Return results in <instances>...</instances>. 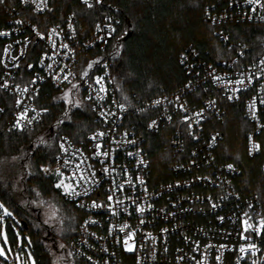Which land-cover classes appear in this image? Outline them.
Masks as SVG:
<instances>
[{
  "label": "built area",
  "instance_id": "obj_1",
  "mask_svg": "<svg viewBox=\"0 0 264 264\" xmlns=\"http://www.w3.org/2000/svg\"><path fill=\"white\" fill-rule=\"evenodd\" d=\"M5 2L9 5L8 15L0 25V31H7L10 35L0 37V60L8 64V69H4L3 65L0 64V83L3 82L4 78H7L4 77L5 71H9L12 78L9 79L11 87L8 90L0 89V109H3L0 111V115H2L0 116V133L10 132L9 129L12 128L17 112L15 109L17 97L21 99L22 106L29 109L35 107L40 110L44 107L43 104L51 92L57 93V96L60 97L62 92L70 87L67 82H64L58 88L49 74L40 66L38 58L44 55V51H47L48 55L59 53L55 56L59 64L53 65L56 72L59 71L60 67L67 65L66 71L71 70L74 73H79L86 67V61L103 58L101 63H108V71L113 78L106 84L108 98L102 107L105 111L116 112L117 115L111 117L109 123H103L98 116L99 107H97V112H93L91 107L95 105H92L91 101L85 100L84 104L88 105L94 125L87 132L85 138L78 143L73 141L69 134L63 133L72 142L73 147L81 149L85 156H90L93 142L88 138L97 130L108 132L109 129H112L109 134L114 140L135 139L136 141L135 145L122 143L114 156L117 173L121 168L125 169L132 176L135 185L132 187L125 183L124 192H117L116 195L121 198H135L136 203L146 209L142 217L135 212V205L130 200L125 201L128 211L124 212V205H121L118 209L120 214L116 217L105 213L103 209L94 210L88 207H79L80 203L90 205L91 199L98 198V202L106 200L105 193L109 188L107 177H104V183L101 186L90 193L91 199L89 197L69 199L62 196L66 202L73 205L81 213L76 235L69 244V251L83 252L84 255L72 257L74 264H92L87 260V256H91L93 261L98 262V264H137L138 260L140 264H195L193 257L197 260L206 258V264H217L216 256L220 253H222V264H237L241 256L243 259H239V264H252L253 260L257 264H264V237H255L246 242L238 235L243 231L242 221L244 219L251 217V222L256 223L263 216L262 204L257 195H243L236 189L234 182L240 175L239 168L234 165V170H229L227 165L230 163L218 161L215 150L223 135L220 131L210 130L208 120L210 117L219 118L222 116L221 101L240 103L244 118L251 125V130L247 133L245 140L246 152L249 157H255L259 154L260 150L249 154L251 142L247 136L252 135L253 140L259 144L258 135L261 132L257 130V121L252 120L249 115L247 103L253 95H257L259 84L264 83V81L254 84L253 87L257 91L238 93L239 100L229 101L226 99L225 91L212 81L209 73L214 69L218 75L226 74L235 79L241 71L252 70L254 72V65H259L260 60L264 59V55L248 63L245 45L240 42H233L223 29H218L216 31L217 39L230 52L228 56L205 59L195 47L188 45L179 57V63L187 75L184 83L174 91L127 106L128 111L121 113L112 103L113 100L121 103L117 97L113 64L108 51V44L113 39L114 34L107 37L106 42L99 40L97 37L104 35V33H97L95 26H93L92 33L91 29L82 27L74 12L66 13L59 22L49 24L44 30H41L28 17L20 16V12L26 10L30 14L43 15L48 13L47 10L44 12L36 11L35 4L31 3V0L29 4H24L21 0H5ZM36 2L38 3L39 0ZM47 4L50 7V0H47ZM97 7L100 11H94L95 23H101L103 27L104 24L109 23L104 18L110 16L113 26H115L117 17L106 10L103 3ZM251 8L252 6L248 5L245 0L230 1L219 12H211L206 9L205 20L217 26H222L227 21L254 25L263 24L264 10L257 9L256 12H252ZM16 20H22L23 23L16 24ZM33 25L42 33L59 26L57 29L59 35L54 37L57 45L55 49H52L46 41H40L39 48L34 47L31 43H25L36 38L35 32L32 31ZM106 31L107 29H105ZM225 37L228 39L226 40ZM16 41L21 43H16ZM62 43L68 44L74 52L69 53L68 49L60 47ZM9 44L12 45V48L9 54L5 56L3 49ZM22 49L23 55H21ZM241 52L244 55H240ZM13 56L20 58L19 69L12 67ZM185 56L187 60L181 64V58ZM233 61L238 63V67L233 65ZM45 63H51V61L46 60ZM26 64H33L34 69H26ZM37 73L44 76L45 79L30 85V88L40 89L39 96L31 99L28 95L19 96L15 90V84L20 83L23 87L25 83L34 79ZM95 74L103 75L104 70L101 68ZM189 84L190 87H186ZM85 89L86 85L80 89V96L77 98L87 96ZM177 97H179V101H177ZM155 100H161L162 104L153 106ZM210 100L216 101L215 106H208L207 102ZM180 104H185L188 111H182ZM257 105L260 109L258 112L259 122L264 123V105L259 104L258 98ZM141 109L147 111H141ZM201 110H203V117L200 122L196 123L193 119L190 121L192 127L189 129L184 123V118L186 116L194 117V114ZM144 113L143 119L137 121L134 119ZM30 115H34V113H30ZM169 116L172 117L171 120L168 119ZM42 120L39 123L34 122L26 131L37 127ZM152 120H156L157 125L154 128H148V124ZM125 132L128 133L126 138L123 136ZM159 132H161L160 135H158ZM189 132L192 134L190 135ZM154 134L158 135L157 141L164 142L165 154L162 157L164 162L168 164L167 173L163 177L157 178L152 173V162L146 149L148 136ZM213 137H215V141H213ZM109 147L115 149L117 145L104 144L105 150ZM71 151L72 149L69 148V152ZM128 152L135 153V155L128 156ZM140 160H143L144 163H139ZM88 162L95 164L98 175H102L100 174L101 166L99 163L92 160ZM48 165L56 166L54 162L45 164V166ZM66 174H68L67 171ZM41 175L45 177L43 173ZM114 175L117 183H122L127 179L122 174L114 173ZM136 177L142 178L145 184L140 185ZM45 178H51L54 182L56 179L54 176ZM145 188L147 189L146 192ZM213 203L217 205L215 209L212 208ZM149 204L152 205L151 208H148ZM245 213H248L249 217H246ZM220 217H223V220L219 219ZM140 218L145 221L144 224L139 223ZM90 219L96 220L98 223L90 224L85 230L82 226L85 221ZM124 223L130 225L126 231L138 229L135 237V251L128 252L123 247L124 233H118V228ZM112 225H115V229L110 235L107 229ZM162 229H168V231L164 232ZM89 233H95V235L92 236ZM148 233H151L150 237L147 235ZM85 240L87 243L82 242ZM247 243H255L258 246L255 256L251 252L239 253L240 245L246 246ZM209 244L213 247L206 250V246ZM222 244L226 245L227 248L220 249L219 246ZM197 246L199 247L197 248ZM104 248L107 249V252L101 250ZM22 261L25 260L20 259V263L23 264ZM0 264H3L1 260Z\"/></svg>",
  "mask_w": 264,
  "mask_h": 264
},
{
  "label": "trees",
  "instance_id": "obj_2",
  "mask_svg": "<svg viewBox=\"0 0 264 264\" xmlns=\"http://www.w3.org/2000/svg\"><path fill=\"white\" fill-rule=\"evenodd\" d=\"M230 1L234 0H104V8L113 13L119 21V24L115 25L117 32L108 44L119 101L129 107L136 102H143L177 89L187 77L179 63V57L188 45L195 47L205 59L228 56L230 52L217 39L218 29H223L233 42L245 45L248 63L264 55V23L254 25L227 21L222 26H217L205 20L206 9L219 12ZM8 7L7 2L0 4V25L8 15ZM50 8L52 11L43 15H34L23 10L20 16L28 17L33 24L44 30L47 25L59 22L66 13L74 12L80 25L91 29L92 33L95 13L86 10L80 0H50ZM117 52L119 55H116ZM122 70L129 74L126 79ZM124 96L128 97V101L124 100ZM58 97L57 93L49 94L43 106L51 108V114L44 116L42 122L34 129L25 133H0V159L17 155L22 147L30 148L33 138L39 132L56 123L57 118L62 116V108L65 107ZM220 105L223 109L222 116L208 119L209 129L220 131L223 135L215 150L216 157L222 163H230L239 168L240 175L234 182L236 189L243 195H257L264 216V133L258 135L259 144L262 146L259 154L249 157L245 140L251 125L244 118L241 104L223 100ZM72 112V120L63 127L62 134H69L72 140L78 143L85 138L94 124L88 105L84 104L81 109L73 108ZM144 117L145 113L134 119L137 121ZM160 134L161 132L158 135ZM158 135H149L146 143L152 162V173L156 178L163 177L168 168L162 157L165 154L164 142L157 141ZM48 151H57V144L54 143L52 150L45 148V152ZM33 152L36 159L31 161L32 170L37 174L32 177L33 185L44 194L54 195L69 213V217L75 218L71 221V227L75 231H72L70 236V244L76 235L81 213L52 187L53 179L45 178L39 172L41 164H51L52 161L43 157V154L35 153L34 149ZM7 192L10 193L8 189ZM0 202L5 203L14 213L15 221H18L16 223L12 218L2 221V224L7 225L9 240H13L16 232L23 238H26L27 233L32 239V244L29 246L25 243L23 250L15 243H10L8 260L0 258L3 264H16V252L21 260H29L30 255L35 264H51L40 232L23 218L14 200H10L5 194L1 181ZM68 222L70 223L69 220Z\"/></svg>",
  "mask_w": 264,
  "mask_h": 264
},
{
  "label": "snow or ice",
  "instance_id": "obj_3",
  "mask_svg": "<svg viewBox=\"0 0 264 264\" xmlns=\"http://www.w3.org/2000/svg\"><path fill=\"white\" fill-rule=\"evenodd\" d=\"M5 0H0V4H3ZM24 4H29L30 0H21ZM82 4L85 6L86 10H92L95 12H99L100 9L97 6L102 5L103 0H81ZM245 2L248 5H251L252 12H256L257 9L264 10V0H245ZM31 3L35 4V10L38 12H44L47 10L48 12L52 11V8L48 7L47 0H39L37 3L36 0H31ZM231 6V5H230ZM105 20L109 21V23H106L101 26V23H95L93 21L95 30L97 33H104V35H100L97 38L101 41H105L107 37L113 36L117 32V28L113 26L112 23V17H105ZM251 19V17H249ZM16 24H22V20H16ZM115 24H119V21H115ZM58 27H53L50 31L47 32H41L38 30V28L33 25L32 31L35 32V39H30L26 41L25 43H31L34 45V47L39 48L40 47V41H46L48 45L51 46L52 49L56 48V41L54 40V37L59 35ZM71 27V25H69ZM105 29L107 31L105 32ZM10 33L7 31H0V37H7ZM227 40L228 37H225ZM16 43H21L20 41H16ZM60 47L64 49H68L69 53L74 52L73 49L69 48L68 44L62 43ZM12 48V45L9 44L7 47L3 49L5 56H7ZM44 51L43 49H41ZM23 49L21 50V55H23ZM59 55V53H54L53 55H48L47 51H44V55L38 58L40 66L46 71L51 79L56 83V86L59 88L61 84L64 82H67V84L70 85L67 90L62 92V95L58 97L57 99L60 101H63V104L65 107L62 108V116L57 118L56 123L49 125L48 128L45 130V134H42L37 137V141L34 142L31 148L23 150V155L21 156H13L11 158L12 164L15 166L16 164L20 165V168L26 171H20L17 174V178L14 180V183L9 184L8 182H3V188L5 189V194L9 196L10 200L16 199L18 193H26L28 190L22 186V182L25 181L28 177H34L37 175L32 171V163L31 161L36 159V155L33 152V149L35 150V153L37 154H43V157H46L47 159L51 160L55 163V167H51L50 165L45 166L43 164L39 167V172L43 173L45 177L54 176L55 182L52 184V187L56 190H58L59 194L63 197H67L69 199H76L79 197H89L91 199L90 193L96 189L98 186H101L104 183V177H107V182L109 183V188L107 189L105 196L106 200H102L98 202L97 199H91L90 205H85L84 203H80L79 207L84 208L88 207L94 210H101L103 209L105 213L110 214L112 217H116L120 214L118 209L121 205H124L123 211L127 212L128 207L125 203L126 200H130L132 204L135 205V212L139 213L142 217L145 213V207L137 204L135 198L133 197H118L116 195L117 192H124V184L127 183L129 186L135 187L133 184V178L131 175L128 174V172L121 168L119 170V173H117V166L114 164V156L116 155L118 151V147L122 143H128L135 145L136 141L135 139L131 140H114L112 136L109 134L112 132V129H109L108 132L104 130H97L94 132L88 139L93 142V148L90 156H85L84 152L79 149L75 148L72 145V142L67 138L66 135L62 134V129L64 126H66L67 123L71 122L73 117L72 109H81L84 107V101H91L92 106L91 110L93 112H97V107H99L98 116L101 118L103 123H109L111 117H115L117 115L116 112L112 111H105L102 107L104 101L108 98V88L106 87V84L108 81L113 79L110 76V73L108 71L109 65L107 62H104L103 64L101 61L103 58L86 61V67L83 68L79 73H74L71 70H67V65L64 67H60L59 71L56 72L53 69V65L59 64V61L55 59V56ZM116 55H119L117 52ZM240 55H244L243 52L240 53ZM74 58V57H71ZM19 57L13 56L12 57V67L15 69L20 68L19 64ZM51 61V63H45V61ZM187 60V57L181 58V64L185 63ZM0 64L3 65L4 69H8V64L4 63L3 60H0ZM233 65L238 67V63L236 61H233ZM26 69H34L33 64H26ZM255 71L248 70L246 72L241 71L236 75L235 79H232L228 77L226 74L221 76L215 73V70L213 69L209 75L212 78V81L219 86L222 87V89L225 91L226 99L229 101L233 100H239L240 96L238 93H247L252 91H257L253 86L255 83H259L261 81H264V59H261L259 62V65H254ZM101 68L104 70L103 75H96L95 72L100 71ZM122 75H124L125 79L129 75L126 70H122ZM4 78L3 82L0 83V89L8 90L11 85L9 83V79H11V75L9 71L4 72ZM71 77V79H69ZM45 77L41 76L39 73L36 74L35 78L28 81L24 84L23 87H21L20 83L15 84V90L19 94V96L28 95V97L35 98L38 97L40 94V89H31L30 85L36 84L37 81L44 80ZM76 81V82H74ZM86 85V92L87 96L85 98H74L80 96V89ZM186 87H190L189 85H186ZM206 91V90H205ZM230 93V94H229ZM94 94V95H93ZM264 83L259 84V89L257 91V95H253L252 98L247 103V108L249 115L252 120L257 121V130L264 133V123L259 122L258 118V112L260 109L257 105V98L259 99V104L264 105ZM177 101H179V97L176 98ZM124 100L128 101V97L124 96ZM113 104L116 105L119 112L124 113L128 111V108L125 103H118L117 101L113 100ZM208 106L212 107L215 106L216 101H208ZM162 104L161 100H155L153 102V106H159ZM15 109L16 112V118L12 125V128L9 129V131L15 130L19 133H25V131L34 124V122L39 123L40 120L43 119L44 116L50 115L52 109L49 107H43L40 110H37V108L32 107L29 109L26 106H22V101L18 97L15 100ZM180 109L184 112H187L188 109L185 104H180ZM0 111H3V109H0ZM141 111H147L146 109H141ZM30 113H34V115H30ZM203 117V110L197 111L194 114V117H188L186 116L184 118V123L187 124V127L191 129L192 124L190 121L195 119L196 123L200 122V119ZM169 120L172 119L171 116L168 117ZM157 125L156 120H152L150 124H148V128H154ZM191 135L192 133L189 132ZM45 135L49 138L46 139ZM123 136L126 138L128 136V133H123ZM247 139L251 142V147L249 148V154H252L254 151H259L261 149V144L256 143L253 140L252 135H248ZM55 142L58 144V151H48L45 152V148L52 149V143L49 141ZM213 141H215V137H213ZM109 143L117 145V148L109 147L107 150L104 148V144ZM66 145H68L66 147ZM43 146V147H41ZM69 148L72 149L71 152H69ZM128 156L135 155V153L128 152ZM96 161L100 164V174L98 175L95 164L89 163L88 161ZM4 161L0 160V164H3ZM139 163H144L143 160H140ZM227 168L229 170H234L233 164H228ZM66 171L68 174H66ZM115 174H122L127 177V179L122 183H117ZM136 180H138L140 185H144L145 181L140 178L136 177ZM0 181H3V177H0ZM179 186V185H177ZM11 187L12 191L11 193L7 192V189ZM31 191L35 192V195L37 199L33 200H26L23 198L22 195H20L19 201L20 204H22L25 208L28 207H35L38 209H42L46 201L41 199L42 197V191L38 190L36 188H33ZM147 189L145 188V192ZM152 205H148V208H151ZM217 205L215 203L212 204V208L215 209ZM246 217H249L248 213H245ZM6 218H12L15 221V216L12 211L9 210V208L5 205V203L0 202V221H4ZM65 219H68L70 223L67 227H65ZM74 217L69 218H57L55 214L49 215L48 213L44 214V218L42 219L41 223L35 224V227L39 230L42 228L43 225H46L47 228L53 229L57 232V234H62L66 231H75L74 228L71 227V221H74ZM219 219L223 220V217H220ZM18 223V221H15ZM98 221L96 220H88L85 221L84 225L82 227L87 228L90 224H97ZM140 224H144L145 221L140 218L139 219ZM59 224L60 227L57 228L56 225ZM243 231L238 233L240 238L242 240L251 241L255 237H264V216H261L259 221L256 223L251 222V217L248 219H244L242 221ZM130 225L127 223H124L119 226L118 233H124L123 238V247L125 251L132 252L136 250V234L138 229L126 231V229H129ZM115 229V225H112L107 230L109 234L111 235L113 233V230ZM162 231L167 232L168 229H162ZM45 237L48 236V231L44 230ZM89 235L94 236L95 233H89ZM149 237L151 236V233L147 234ZM154 239V238H153ZM0 258H3L4 261L8 260L9 253L11 249L8 247L10 243H15L21 250H23L24 244L27 243L29 246L32 244L31 237L23 238L21 237L19 232H16L14 234V238L12 241L9 240L8 232H7V225L0 224ZM83 243H87V241H82ZM119 242V241H118ZM55 243V241H53ZM58 247L63 249L65 248L64 244H58ZM91 247V245H89ZM143 247V245H141ZM199 246H197L198 248ZM213 245L209 244L206 246L207 248H212ZM220 249L227 248L226 245H220ZM104 252H107V249H101ZM219 251V250H218ZM258 251V246L255 243H247L245 246L244 244L240 245L239 247V253L241 254H247L251 252L253 256L256 255V252ZM76 255L83 256L84 253H74L72 251L67 252V257H58V261H64L65 264H68V258H72ZM222 253L218 254L216 256L217 264H222ZM195 264H206V258L201 259H195ZM239 259H243V256H241ZM239 259L237 261V264H239ZM29 260L31 261V264H35V260L31 258L29 255ZM87 260L92 262V264H98V262L93 261L91 256H87ZM16 261H20V256L17 254ZM23 264H28V261H24ZM137 264H140V261H137ZM252 264H257L255 260H253Z\"/></svg>",
  "mask_w": 264,
  "mask_h": 264
},
{
  "label": "rangeland",
  "instance_id": "obj_4",
  "mask_svg": "<svg viewBox=\"0 0 264 264\" xmlns=\"http://www.w3.org/2000/svg\"><path fill=\"white\" fill-rule=\"evenodd\" d=\"M74 98H77V97H74ZM46 129L47 128L43 129L41 132L38 133V135H36L33 138V141L30 144V148L32 147L34 142L37 141L38 136L45 134ZM45 138L49 139L46 135H45ZM49 142L52 143V149H53L55 142H52L51 140ZM41 147H43V146H41ZM25 149H29V147L28 146L22 147L21 150L19 151V153L17 155H13V156L18 157V156L23 155V150H25ZM52 149H49V150H52ZM13 156H4L0 159V160L4 161L3 164H0V177H3V181H1L2 183L3 182H8L9 184L14 183V180L17 178V174L20 171H26V170L21 169L19 164H16L15 166L12 164L11 158ZM22 186L24 188H26L28 191L26 193H18L17 198L13 199V200H14V203L16 204V206L21 210L23 218L26 221H28V223L30 224V226L32 228L38 230L35 227V224L41 223L42 219L44 218L45 213H48L49 215L55 214L58 219L64 218V217L69 218V213L63 208V206H61V203L59 202V200L52 194L42 193L41 199L46 201V203L44 204L42 209H38L35 207L25 208L22 204H20L18 197L20 195H22L23 198L26 200L37 199L35 192L31 191L33 188H36V187L32 183V177H28L25 181H23ZM8 190L11 193V191H12L11 187H9ZM56 227L59 228L60 225L57 224ZM44 230L48 231L47 237H45V235H44ZM38 231L40 232V234L43 238V244H44V247L47 251V254L50 257V263L51 264H65L64 261H58V257H61V256L66 257V254L69 251L68 242H69L70 236L72 234V231H66V232L58 235L56 231H54L53 229L47 228L46 225H43L42 228L39 229ZM25 237L26 238L28 237L27 233L25 234ZM53 241H55V243H53ZM0 243H2V241H0ZM61 243L65 245V248L61 249L58 247V244H61ZM8 247L10 248V246H8ZM26 248L28 249V247H26ZM17 254H18V252H16V256H17ZM8 258H9V256H8ZM25 261H28V264H31L30 260H25ZM18 264H22V263H20V261H19Z\"/></svg>",
  "mask_w": 264,
  "mask_h": 264
},
{
  "label": "flooded vegetation",
  "instance_id": "obj_5",
  "mask_svg": "<svg viewBox=\"0 0 264 264\" xmlns=\"http://www.w3.org/2000/svg\"><path fill=\"white\" fill-rule=\"evenodd\" d=\"M65 218V217H64ZM69 224L68 219H65V227H67ZM72 235V234H71ZM67 257V254H66ZM68 264H74V261L72 258H68Z\"/></svg>",
  "mask_w": 264,
  "mask_h": 264
}]
</instances>
